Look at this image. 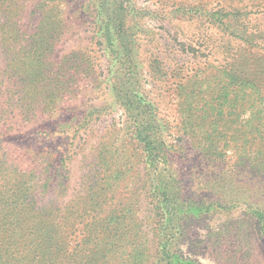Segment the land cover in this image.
<instances>
[{"label": "rangeland", "instance_id": "rangeland-1", "mask_svg": "<svg viewBox=\"0 0 264 264\" xmlns=\"http://www.w3.org/2000/svg\"><path fill=\"white\" fill-rule=\"evenodd\" d=\"M89 2L63 0L52 15L64 35L57 57L90 55L94 73L76 76L86 91L40 123L52 125L53 142L26 137L17 147L54 167L64 160L63 205L101 200L92 217L103 225L102 264H264V173L253 168L264 156V97L254 100L241 81H256L264 56L254 41L228 59L223 51L245 20L207 30L209 17L185 9L198 0H134L147 12L139 10L144 29L126 63L93 46ZM227 60L239 68L236 87L220 73ZM116 75L134 87L129 105L112 97ZM139 112L157 134L151 147L138 133ZM81 239L80 227L75 244ZM70 253L61 252L63 263Z\"/></svg>", "mask_w": 264, "mask_h": 264}, {"label": "trees", "instance_id": "trees-1", "mask_svg": "<svg viewBox=\"0 0 264 264\" xmlns=\"http://www.w3.org/2000/svg\"><path fill=\"white\" fill-rule=\"evenodd\" d=\"M62 1L0 0V264H102L107 258L99 255L98 234L103 225L96 216L101 200L90 199V207L84 203L78 205L77 198L63 205L62 177L64 171L69 172L64 160L61 167H54L41 153L34 154L31 148L22 149L16 144L26 137L37 138L42 143L53 142L52 125L40 123L50 119L62 106L71 107L69 103L83 96L86 90L77 85L80 82L77 75L94 73L90 70L89 54L75 56L71 52L60 59L56 55L64 35L52 15L57 16L56 9ZM89 3L84 9L85 16L90 17L92 12L97 15L92 22L93 46H102L104 54L113 60L135 61L134 49L144 29L143 13L139 10H147L137 8L134 0H90ZM185 9L209 17L210 20L203 18L207 30L229 28L227 17L245 20L233 39L227 40L228 46L223 49L225 58L245 50L251 41L255 42L253 53L264 56V0H198ZM150 52L151 58L157 57L154 51ZM80 68L84 70L79 71ZM238 69L229 60L221 68L220 73L230 80L228 86H237L232 80L236 79ZM263 72L264 67L256 66V81L248 82L245 75L241 76V81H247L249 87L239 88L251 90L254 100L264 97ZM109 82L112 97L118 103L129 105L137 97L133 85L122 76L116 75ZM139 105L146 107L144 103ZM128 111L132 114L137 108ZM138 115L142 122L138 133L151 147L158 141L157 134L149 116L143 117L142 112ZM90 116L91 113L86 119ZM253 168L264 173V156L259 157ZM92 195L90 188L84 199L89 200ZM80 227L82 239L75 244ZM61 252H71L65 263Z\"/></svg>", "mask_w": 264, "mask_h": 264}]
</instances>
